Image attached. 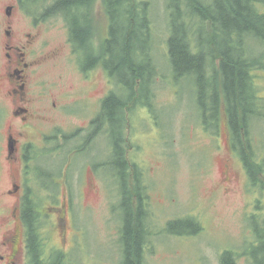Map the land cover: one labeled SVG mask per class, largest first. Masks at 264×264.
I'll return each mask as SVG.
<instances>
[{
	"label": "rangeland",
	"instance_id": "rangeland-1",
	"mask_svg": "<svg viewBox=\"0 0 264 264\" xmlns=\"http://www.w3.org/2000/svg\"><path fill=\"white\" fill-rule=\"evenodd\" d=\"M143 1L150 5L154 39L152 52L158 74L157 77L153 75L148 86L141 90L142 96L139 100L130 103L122 124L125 125L123 138L126 158L130 162L131 171L136 166L145 174L148 210L152 212L148 221L152 232L147 244V264H221V254L228 249L236 252L239 264H253L245 253L251 233L250 227L244 224V216L247 215L248 220L249 212L260 211L264 206L261 209L258 207L262 206L261 201L255 208L253 204L249 205L254 199L255 184L251 181L250 186L248 184V188H245V175L231 147L228 146L230 131L225 107L223 105L220 114L218 131L202 125L198 83L193 78L177 79L172 70L168 44V38L171 36L170 12L167 0H132L134 6ZM13 2L15 1L0 0L1 68L4 63V30L10 22L6 8ZM52 2L53 0L45 3L42 1V9L36 6L37 12L33 11L32 14L37 0H26L23 7L21 4L16 6L12 21L18 36L21 31L40 30L43 43L46 41L43 51H60L59 57L50 61L43 69L48 94V101L44 103L48 110L45 114H54L56 120L43 124L45 139L43 137V144L37 141L39 147L43 148H38V151L43 155V162L49 164H44L47 173L55 174L58 179L44 178V183H53L45 187L46 191L50 192L52 186L57 189V195L48 196L41 202V206L50 214H58L59 209L67 211L70 235L73 234L70 243L75 242L74 239L83 243V246L76 244L72 254H69L71 260L78 264H124L121 261L122 246L118 229L122 219L123 204L120 199L123 189L112 148V134L106 129L109 128L108 118L107 126L103 125L99 134L86 143L89 138L87 135L95 128L91 122L101 112L102 99L110 92H118V87L113 80L111 83V78L102 64H98L93 70L89 68L88 73L81 70L82 67L73 53L63 16L56 15L35 21L40 17L39 11H44ZM204 2L209 4L212 0ZM90 14L93 20L91 31L94 45L98 47L99 52L109 31V19L102 0H94V8ZM207 33L214 41L211 31L208 30ZM256 39L252 38L247 42V51L260 57L264 53V44ZM213 51V56L208 54L207 73L210 77H218L220 82L216 64L220 52L216 45ZM90 60V57L81 59L85 68ZM256 77V90L260 91L256 95L264 97L263 67L256 70ZM3 83L0 79V104L4 94ZM140 100H148L152 105H143ZM6 102L8 103L7 100ZM258 109H262L263 114L258 113L248 125L244 119L243 126L248 128L241 131L245 132L242 155L255 179L262 173L260 164L264 163V109L262 106ZM220 110L219 107V112ZM4 112L8 111L0 105V215H6L9 205L17 200L6 193L12 179L9 162L5 158L4 135L1 137L5 134L4 123L8 119V116L4 118ZM248 129H251L254 135L248 132ZM55 131L60 135L57 139L53 137ZM36 132L33 130L32 133L37 134ZM23 140L28 141L27 138ZM250 142L252 145H248ZM78 148L79 152L76 151ZM225 163L231 166V170L233 168L234 173H239L235 186L229 185L230 192L226 190L223 181ZM57 165L62 168V172L65 168L64 176H61L58 168L57 172L55 171ZM17 168L21 173V162ZM20 176L24 177L21 174ZM19 177L18 181H22ZM57 181H60L59 185ZM128 185L133 190L132 176ZM66 191L68 196L64 200ZM258 196L264 202V185ZM67 199L72 203L71 208H68ZM64 202L66 204L62 206ZM53 206L56 207L55 211ZM51 217L45 215L41 222H48ZM184 219L188 221L191 229H198L202 223L203 230H197L195 234L190 235L169 233L165 230L168 221ZM254 219L264 222L258 214ZM172 223L176 227L175 232L178 231V224ZM76 232L78 238L75 237ZM1 234L0 230V241ZM53 238V241L59 242L57 233ZM0 251H4L1 246ZM56 258L54 255L48 264H57Z\"/></svg>",
	"mask_w": 264,
	"mask_h": 264
},
{
	"label": "trees",
	"instance_id": "trees-1",
	"mask_svg": "<svg viewBox=\"0 0 264 264\" xmlns=\"http://www.w3.org/2000/svg\"><path fill=\"white\" fill-rule=\"evenodd\" d=\"M42 1L37 0L35 6H32V14H34L33 11L37 12L36 6L42 9ZM85 1L87 0H54L51 5L46 7L44 13L43 10L39 11L40 17L36 18V21L40 18L47 19V17L51 18L62 14L68 27L73 53L78 58L81 70L88 73L89 68L93 70L98 64H102L111 78V83L112 80L115 82L118 92H110L102 99L101 112L93 123L100 129L105 123L104 120L107 118L110 120L111 143L120 171L121 182L127 181L128 175L126 174L133 173L138 184H142V174L136 166L131 171L130 162L125 155L122 121H125L124 113L130 103L139 100L142 96L141 90L148 86L153 75L157 77L158 74L152 52L154 39L150 5L147 1L134 6L132 0H102L109 17V31L108 37L104 39L98 52L91 31L93 21L84 18L83 13L79 11V8L82 7L79 4ZM92 3L93 0H90L89 4ZM167 4L171 29V36L168 38L169 56L173 73L177 79L193 78L198 83L202 125L207 129H215V132L220 125L219 117H217L219 98L216 93L217 80L215 76L210 77L207 73L208 54L213 56V48L216 45L219 52L221 51L225 56L230 55L233 60H228L223 64L225 69L224 88L225 102L229 104L230 108L234 146L239 149L242 145L244 146L241 140V136L245 134V132L241 133L244 119L248 125V122L251 121L250 118L257 114L253 106L255 94L252 92V84L250 98L246 93L249 80L247 61L243 59V53L246 54V57L251 54L246 50L247 42L252 38H257V41L264 44V0H212L209 4L204 0H167ZM208 30L211 31L214 41L207 33ZM230 47L237 49L230 52ZM233 53H238L239 59L236 58V55L233 56ZM260 56L264 57V53ZM85 57L91 59L86 68L81 62V59ZM258 62L257 57L254 65L250 62L249 69L259 67ZM236 78L239 79V83L235 81ZM240 88L243 97L240 95ZM129 90L130 92H128ZM140 102L149 107L152 105L148 100L143 102L140 100ZM248 132L254 135L251 129H248ZM251 144L250 142L248 145ZM243 146L241 148L244 149L245 146ZM241 148L239 150L242 152ZM260 166L264 170V163H261ZM121 188L124 190L126 187L121 186ZM142 188L139 187L140 190ZM140 192L138 190L140 205L136 220L133 219L130 196L123 195L121 198L126 212L124 221L128 223L123 237L125 257L129 255L130 250H133L132 256L134 257V251L146 248L144 246L148 235L145 226L144 206L147 194L145 188L142 193ZM172 222L178 224V231L175 232L176 227ZM133 223L136 226L134 232L130 228V224ZM168 226L172 233L177 234L190 235L201 230L200 226L198 229H191L188 221L183 223L181 220H172ZM220 258L221 264H239L236 252L232 249L222 252ZM255 263L264 264V260L261 262L260 259H256ZM126 264L134 263L127 261Z\"/></svg>",
	"mask_w": 264,
	"mask_h": 264
},
{
	"label": "flooded vegetation",
	"instance_id": "flooded-vegetation-1",
	"mask_svg": "<svg viewBox=\"0 0 264 264\" xmlns=\"http://www.w3.org/2000/svg\"><path fill=\"white\" fill-rule=\"evenodd\" d=\"M12 4H9V7H12V14L8 16L9 24L7 28L4 30V63L0 65V79L4 81V94L3 99L1 101L2 105L8 112H4V118L8 116L4 125L6 128L5 134H2L3 137V144L6 148L5 158L9 162L10 168V176H11V185L7 189L6 193L11 197H16L17 200L13 204L9 205V210L6 215H0V230L2 231L1 234V241L0 246L4 249V251H0V264H48V261L56 255L57 258L55 263L57 264H78L70 259L69 254H72V251L77 246H83V243H78L76 239L75 242L70 243L73 239V234L70 235V226L67 223V211L63 209L58 210V214H50L46 211V209L41 206V202H44L48 196H56L57 189H53L50 186V192L46 191V186L48 184H53L52 182L44 183L45 179H58L57 176L47 173L46 166L49 164L43 162V155L39 153L38 148L40 141L43 144V137L45 139V133H43V124H50L53 120H56L54 114L46 115L47 109L44 106V103L47 100V93L46 87L47 83L43 79V69L45 66L52 60H56L58 56V50H52L50 52L43 51V47L46 45V41L43 43V36L42 32L39 31H21L17 35L16 31L14 30V25L12 21H14V14L16 10V6L19 4L23 7V2L26 0H14ZM49 0H43V3L48 2ZM54 1V0H53ZM88 1V0H87ZM85 1L84 3H80L82 7L79 8L80 13H83L87 20H92L91 11L94 8V0L93 3L90 5L89 2ZM8 8V7H7ZM6 8V13H7ZM105 11L106 7L104 6ZM45 11H43L44 13ZM107 13V11H106ZM63 16L59 14V16ZM108 16V13H107ZM64 18V16H63ZM45 17L43 18V20ZM109 19V17H108ZM36 21V19H35ZM65 21V18H64ZM93 21V20H92ZM15 24V23H14ZM236 47H230L229 51L232 52ZM247 51V50H246ZM233 56H237L236 58L239 59L238 53H233ZM76 56V55H75ZM256 56L254 53L251 52L248 57L246 54L243 53V59L247 61V77H248V85L246 88V93L248 98H250L251 92V84L253 86V94L254 95V108L257 111V114H263L262 109H258L259 106H262L264 109V97H258L256 94L260 91L256 90V70L260 67L264 68V57H258V64L259 67H251L249 69L250 62L254 65ZM76 60L78 58L76 56ZM228 60H231L230 55L225 56L221 51L217 58L216 64L219 70L218 75H220L221 81H218V77L216 78V93L219 98L218 110H217V117L220 120V114L222 108L225 107V112L227 114L228 120V130L230 131V141L228 142V146L231 147L233 154L238 159L239 165L243 174L245 175V188H248V184L253 183L255 184L254 190V199L249 202V205L253 204V208L257 207V203L261 201L262 206H258L260 209L263 208L264 202L258 196L259 191L263 188L264 185V170H261L262 173L259 174L257 179H255L252 174H250L249 169L247 168V161L245 160L244 156L242 155L239 149L234 146L233 141V130L231 125L230 119V108L229 104L225 102V88H224V63H227ZM250 61V62H249ZM235 81L239 79L236 78ZM237 92V91H236ZM240 95L243 97V92L241 93L240 88ZM8 101V103L6 102ZM226 103V104H225ZM54 106L56 105V101L53 102ZM224 105V107H223ZM220 107V112H219ZM207 109V108H206ZM208 110V109H207ZM100 114V113H99ZM257 114L253 115L250 120H252ZM98 117V116H97ZM96 117V118H97ZM95 118V119H96ZM92 120L91 124L95 126V128L87 135L86 143L92 141L100 128L96 126ZM104 125L107 126V120H104ZM220 122V121H219ZM57 126V125H55ZM220 126V125H219ZM102 127V126H101ZM109 128L107 129L108 133H111L110 124H108ZM122 131L125 129V125L122 124ZM243 128H245L243 126ZM248 128V127H246ZM245 128V129H246ZM33 130L37 131V134H33ZM218 131V129H217ZM56 132V131H55ZM78 132V131H77ZM39 135V136H38ZM60 137L58 132L55 133L53 136L55 139ZM65 137V134H63ZM123 137V136H122ZM244 135L241 136V140L245 146ZM28 139L25 141L23 139ZM124 139V138H123ZM252 139V137H251ZM86 140V139H85ZM252 145V144H251ZM243 146V147H244ZM58 148V147H57ZM243 151V148H241ZM60 151V147L58 149ZM79 152V148L76 149ZM21 162L22 164V172L18 170L17 166ZM46 166H45V165ZM62 166L64 163H61ZM94 167V166H93ZM61 173V176L66 174V170L61 171V167L57 165L55 171L57 170ZM96 169V167H94ZM138 169V168H137ZM225 169V178L223 177L224 184L226 185V190L230 192L229 185L235 186V181L239 178L238 172H233V168L231 170V166L228 163L224 164ZM264 169V167H263ZM140 171V170H139ZM241 172L240 170H238ZM57 172V171H56ZM55 172V173H56ZM70 170L68 171V173ZM67 173V174H68ZM23 175L24 177L20 176ZM141 181L142 184H138L136 177L133 173L126 174L127 176V183L121 182V186H125L126 188L121 193V198L123 195L130 196V202L133 207L132 215H134L133 219L136 220L138 209L140 205V199L138 197V190L143 192L145 188L144 179L145 174L140 171ZM20 176V177H19ZM55 176V177H53ZM69 176V175H68ZM130 176H132L134 181V188L133 190L129 188L128 181ZM262 176L263 178H261ZM21 178L22 181H18L17 178ZM60 181H57V185H59ZM119 184V183H118ZM34 185V186H33ZM139 187H143L142 190ZM128 188V191H127ZM54 190V191H53ZM146 190V189H145ZM92 192V189H90ZM128 192L127 194H125ZM53 193V194H52ZM67 195L64 197V200L68 196V191H66ZM147 194V193H146ZM148 196V195H147ZM121 200V199H120ZM68 204V208H71V204L68 199L66 200ZM66 203H62V206ZM76 206V205H75ZM83 209L82 206L77 205ZM145 226L147 230V241L144 247L140 250L134 251V257L132 256L133 250H130V253L127 257L124 255V248H123V237L125 234V229L128 223H125V207H122V219H121V226L118 228L120 230V244L122 248V260L124 264L127 261L134 263V264H147L146 260V251H147V244L149 242L151 236V227H150V217L152 216V212L148 210V203H145ZM56 207H52L53 211H55ZM67 208V209H68ZM45 209V210H44ZM74 211V208H73ZM52 216L48 222L43 221L41 222L42 218L45 216ZM252 214V215H250ZM262 216L264 220V209L260 211H251L248 213V220H246V216H244V224H247L250 228L251 233V240H248V246L246 248V254H248L249 258H251L250 262L256 264V259H260L261 262L264 260V222L258 219H254L255 215ZM253 217V218H252ZM76 218V217H75ZM46 219V217H45ZM147 219V220H146ZM172 221V220H171ZM174 221V220H173ZM183 223H186V219L181 220ZM170 221H168L165 225V230L169 233L170 228L168 226ZM76 224V219H75ZM77 225V224H76ZM262 225V227L260 226ZM201 230H203V225H200ZM130 228L132 231H136L135 223L132 225L130 224ZM60 237L59 242L53 241L54 234ZM75 237L78 238V234L76 232ZM75 244V245H74ZM125 247V244H124ZM85 248V247H84ZM89 259V257H88Z\"/></svg>",
	"mask_w": 264,
	"mask_h": 264
},
{
	"label": "water",
	"instance_id": "water-1",
	"mask_svg": "<svg viewBox=\"0 0 264 264\" xmlns=\"http://www.w3.org/2000/svg\"><path fill=\"white\" fill-rule=\"evenodd\" d=\"M7 14H8V16H11V14H12V7H8L7 8Z\"/></svg>",
	"mask_w": 264,
	"mask_h": 264
}]
</instances>
